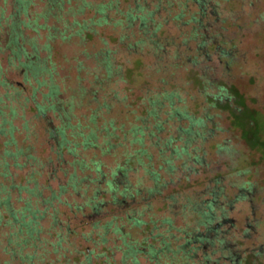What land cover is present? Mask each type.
<instances>
[{"label": "rangeland", "instance_id": "obj_1", "mask_svg": "<svg viewBox=\"0 0 264 264\" xmlns=\"http://www.w3.org/2000/svg\"><path fill=\"white\" fill-rule=\"evenodd\" d=\"M87 1L107 3L110 0ZM153 1L140 0V3L147 4L149 9L153 10ZM217 1L220 2L223 17L227 19L230 27L227 31H222L220 27L218 29L239 46V55L231 68H227L216 57L210 62L200 58L197 65L191 62V58L189 63L185 62V57L194 52L185 45L176 46L174 40L180 41L189 35L191 25L183 28L164 11L153 17L155 23H150L151 29H154L157 23L163 25L158 32V39L160 45H166L164 50L154 51L148 44L131 50L130 46L134 47L139 37L138 22L131 28L119 24L118 21L124 19L122 11L135 7L136 0H119L116 9L109 12L111 22L97 26L94 34H85L83 38L77 36L66 41H54V79L60 91V104L67 111L71 109L73 125L80 123L82 127H97L100 145L107 139V135L114 133L113 136H116L111 138L115 147L110 152H102L100 146L96 151L79 153L81 158L87 161L94 155L96 160L102 161L106 179L111 177L118 165L123 164L128 156L140 148L138 143H132L134 136L130 131L141 124V118L147 116L153 101L157 102L158 111L157 116H148L144 125L147 132L154 130L159 122L167 121L170 100L166 95L171 92L177 95L173 98L176 107L187 108L191 112L190 115H194L196 119L201 118L204 109L208 107L209 113L214 116L208 123L209 127L216 130L212 136L215 143L205 144V149L210 154L205 156L204 166L186 161L188 155L181 151L186 135L180 131L179 126L186 128L187 120L167 121L156 137L151 141L146 140L145 149H148L151 160L144 156L141 163L134 162L132 168L135 169L128 172L127 183L135 186L141 184L144 188L145 199L141 200L142 205L149 207L144 212L143 219L146 222H153L159 227L164 225L165 229L167 225L164 220L171 219L175 227L188 229L193 226L196 218L191 206L195 202L208 199L213 179L222 177L227 199L232 201L228 208V218L234 222L231 233L234 235V242L239 244V248L235 247V250L239 251L241 264H264V0ZM13 6L14 0H0V18L4 16L7 19L13 13ZM44 8V2L34 0L30 9L34 17H39L40 23L44 21ZM91 16L92 14L87 13L77 19H87ZM56 24L59 27L62 25L59 22ZM41 35L39 42L43 44L44 33ZM6 37L7 34L0 31L1 44L5 45ZM188 45L193 47V41H189ZM103 53L109 57L107 59L115 71L109 78ZM41 55L45 57L46 53L43 51ZM1 67L6 72L9 84L23 83V77L9 66L6 56L0 55ZM206 74L211 83H206L203 89L200 77ZM219 85L226 86L230 91L229 95L233 96L231 106L210 108L205 101L206 96L202 94L215 95L220 92ZM31 91V87L27 85L25 94L20 98L21 103L25 102L26 97H30ZM44 91L46 92L47 88ZM6 92L11 93V90L0 86V95ZM240 97L244 98V104L248 108L244 110L242 117L236 119L238 122L235 124L234 114L243 105L239 102ZM41 98L38 94L37 99L40 101ZM253 110L262 126L261 141L256 148L242 137V129L246 127L243 119L254 117ZM21 113L19 111V115H23ZM93 115L96 116L95 124L91 123ZM53 116V113L49 112L45 119H36L33 102L30 101L24 119L19 116L14 122L19 131L15 133L17 148H11L13 151L22 149L23 153L16 159L18 166L11 167L10 178H14L17 185L35 190L32 195L25 191L21 195L24 200L31 197L33 209L40 212L47 210L41 221V241L37 243L36 248L28 245L23 251L24 254L34 251L37 255L45 254L43 260L39 256L31 264H132L129 260L126 263L122 261V253L115 248L114 238L111 237L106 246L112 247L115 252L114 260H107L105 256L97 259V256L103 253L104 247L100 245L96 233L89 238L91 227L80 226L78 220L71 217L67 204H61L56 199L49 202L52 195L58 191L59 185L66 184L69 175L74 171L72 165L65 163L61 166L54 153V140L49 138L46 124L47 121H51V125L59 124ZM25 121L28 122L29 130L23 127ZM81 130L86 134L89 132L88 128ZM171 137L181 139L176 144L182 154L180 157L175 154L171 163L174 168L168 169L166 159L170 155V148L164 145ZM156 142L158 144H155ZM2 143L3 139H0V146ZM216 144L224 148H215ZM174 145L172 146L175 147ZM203 145L202 138H197L193 144H188V150L190 152L193 147L200 150ZM161 148L166 149L163 155L159 151ZM8 161L13 165L14 160ZM66 161L72 162L73 157H67ZM76 169L81 176L93 175L92 171L81 174L77 167ZM65 170L68 172L64 175ZM153 173H158L159 182L162 184L161 194L158 195H151L146 191L154 185ZM242 186L247 189L241 188ZM92 187L93 185L89 187L88 194ZM18 192L17 189L14 191V199L18 197ZM81 194L83 197L79 198ZM38 195H41V198ZM86 198L83 192L77 195L71 188L61 196V200H66L72 206L76 203L82 204ZM21 206L22 202L15 204L16 208ZM55 214L59 220L57 224L54 221ZM123 222L125 231H130L133 241L139 245L143 244L147 233L136 227L130 228L126 221ZM66 227H69L72 233L64 236L61 246H56L57 233H66ZM10 228L6 226L0 229V264H29L21 256L14 258L4 250ZM92 250L94 254L91 253ZM64 254L66 258L63 257ZM178 257L174 259V264L181 262V257ZM203 258V254L198 252L188 264H198ZM218 258V254L212 256L213 260ZM138 259L140 264H156L145 255H138ZM158 261L159 264H170L168 259Z\"/></svg>", "mask_w": 264, "mask_h": 264}, {"label": "trees", "instance_id": "obj_2", "mask_svg": "<svg viewBox=\"0 0 264 264\" xmlns=\"http://www.w3.org/2000/svg\"><path fill=\"white\" fill-rule=\"evenodd\" d=\"M39 1L45 4L42 13L44 21L42 23H40L38 16L34 17L30 13L34 0H14L13 13L7 19L4 16L0 18V31L7 34L5 45L0 42V55L6 56L9 66L23 77L22 84H9L6 80V72L2 67L0 68V86L5 90H11V93L6 92L0 95V139H3L0 146V229L6 226L11 227L10 233L7 234L4 250L11 253L14 258L21 256L29 264L39 256L42 260L45 257V254H41L42 256L37 255L35 251L25 254L23 251L28 245L36 248L37 243L41 241L40 237L43 231L41 221L47 210L40 212L38 209H33L31 197L24 200L21 195L23 191L32 195L35 190L17 185L14 178H10L12 177L11 167L18 166L16 159L23 153L22 149L13 151L11 148L12 146L17 148L15 133L19 131L14 122L19 116L24 119L27 105L32 101L36 119H45L49 112H52L53 117L59 122L58 125L54 123L51 125V121H47V132L49 138L54 140V153L56 158L60 160L61 166L66 163L74 167V171L69 175L66 184L61 183L59 185L58 191L52 195L49 202L56 199L61 204H67L71 217L78 220L80 226L91 227V231L88 233L89 238L96 233L100 245L104 247L103 253L98 255L97 259L105 256L107 260L110 258L114 260L113 255L115 252L112 247L106 246L107 242L114 238L115 248L121 251L122 261L125 263L129 260L132 264H140L138 255H145L150 257L152 261L154 260L156 264H159L160 261L158 260L161 259H168L170 264H174V259L179 255L181 257L179 264H188V261L194 259L197 253L200 252L204 258L198 264H241L239 251L235 250V247H238L239 244L234 242V235L231 233L234 222L228 218V208L231 206L232 201L227 199L225 187L222 186V177L213 179V186L209 190L210 197L208 199L195 202L191 206L196 218L193 226L188 229L175 227L171 219L164 220V224L167 225L165 229H163L164 225L159 227L153 222H146L143 217L144 212L149 207L142 205L141 200L145 199L144 188L141 184L135 186L132 183H127L128 172L135 169L132 168L134 162L141 163L144 156H147L149 161L151 160L152 157L148 149H145L146 140L151 141L156 137L160 133V128L167 121L181 122L187 120L188 126L186 128L179 126L180 131H183V134L186 135V138L183 139L184 145H182L181 151L183 154L188 155L186 161L204 166L205 156L210 154L205 149V144L207 142L215 143L212 136L216 128L209 127L208 124L214 117L213 114L209 113V108L206 107L203 116L196 119L194 115H190L191 112L187 108L176 107L173 98L177 95L175 92H171L166 95V98L170 100V112H168L167 121L159 122L154 130L147 132L144 125L148 120V116L155 117L158 111L156 109L157 102L153 101L147 116L141 118V124L133 127L130 131L134 136L132 143H138L140 148L128 156L123 164L118 165L112 172L111 177L106 179L102 161L96 160L95 155L87 161L85 158H81L79 153L87 150L96 151L100 146L102 152H110L115 147V144L111 142V138H116V136H113L114 133L110 134L111 136L107 135V139L100 145L98 143L99 135L97 132L99 129L97 127H82L80 123L73 125L71 109L67 111L60 104L58 98L60 91L54 79L56 66L52 61V50L55 40L66 41L77 36L83 38L85 34H94L97 26L109 24L112 20L109 12L116 9L119 0H110L107 3H92L87 0ZM226 1L232 2L235 0ZM153 4L154 8L150 10L147 4L136 0L135 7L122 11L124 19L118 21L119 24L134 28L136 22H138L139 37L135 41L134 47L130 46L131 50L144 44H148L154 51L164 50L166 45H160L158 39V32L163 25L157 23L154 29L150 27V23L155 21L153 17L158 12L164 11L168 16H172L174 20L178 21L183 28L191 25L189 35L180 41L174 40L176 46L185 45L194 52L191 55L184 56L185 62L189 63L191 58V62L197 65L200 58L203 61L210 62L216 57L227 68H231L236 56L239 55V46L222 32L227 31L230 27L227 24V19L223 17L219 1L154 0ZM87 13L92 14V16L87 19H77V17ZM22 16L26 18L22 19ZM70 18H73V20L71 21ZM52 20H55V22H52ZM57 22L62 23V25L57 26ZM219 27L222 31H219ZM8 28L9 31H7ZM41 32L44 33L45 40L43 44L39 42V39H42ZM189 41H193V47L188 45ZM43 51L46 53L45 57L41 55ZM103 55L106 58V71L109 78L112 77L115 71L112 63L107 59L109 57L104 53ZM206 76L207 74L200 77L203 89L206 87V83H211ZM27 85L32 89L31 95L26 97V103H21L20 98L25 94ZM46 88L47 91L45 92ZM219 89L220 92L215 95L202 94V96H206L205 101L210 108H220L224 105L231 106L233 96L229 95L228 88L219 85ZM38 94L42 97L40 101L37 99ZM239 102L243 105L234 114L235 124L238 122L236 119L242 117L244 110L248 108L244 104L243 97H240ZM19 111L23 115H19ZM253 114L254 117L247 120L243 119L246 127L242 129V137L256 148V145H259L261 141L262 126L258 122L257 113L254 110ZM91 119V123L95 124L96 116L93 115ZM156 120L158 121V119ZM23 127L29 130L27 121L24 122ZM197 127H201V130ZM82 128H88L89 132L84 133L81 130ZM197 138H202L204 142L202 149L199 150V148L193 147L189 152L188 144H193ZM179 140L171 137L164 145V147L170 148V155L166 159L168 169L174 168L171 163L176 156L175 154L179 157L182 154L176 144ZM157 142L155 144H158ZM173 144H175V147L172 146ZM215 148L224 147L216 144ZM159 151L162 155L166 153L165 148H161ZM199 151L202 153L200 154ZM67 157H73V161H66ZM8 159L14 160L13 165ZM76 167L81 174L92 171L93 175L83 174L81 176L77 173ZM67 172L68 170H65L64 175ZM153 176L154 185L146 191L151 195L161 194L160 186L162 184L159 182V175L153 173ZM91 185L93 187L88 194ZM70 188L77 195L83 192L87 197L86 200L82 204L76 203L74 206L67 203L66 200H61V196L67 193ZM241 188L247 189L245 186ZM16 189L19 192L18 197L14 199L13 193ZM242 195L243 193L239 197ZM40 196L38 195V197ZM78 197L82 198L83 194ZM19 202H22V206L16 208L15 204H19ZM54 219L57 224L59 220L56 214ZM102 221H104L103 224ZM123 221H126L130 228L136 227L147 233L143 244L139 245L133 241L130 231H125ZM65 229L66 233L62 231L57 233L56 246H61L65 237L72 233L69 227ZM91 253L94 254V250ZM217 254L219 255L218 260H213L212 256ZM63 257L66 258V255L64 254Z\"/></svg>", "mask_w": 264, "mask_h": 264}]
</instances>
